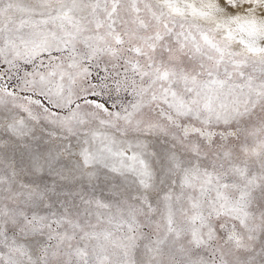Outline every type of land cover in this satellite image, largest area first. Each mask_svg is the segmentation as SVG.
Listing matches in <instances>:
<instances>
[{
	"label": "snow or ice",
	"instance_id": "1",
	"mask_svg": "<svg viewBox=\"0 0 264 264\" xmlns=\"http://www.w3.org/2000/svg\"><path fill=\"white\" fill-rule=\"evenodd\" d=\"M0 264H264V0H0Z\"/></svg>",
	"mask_w": 264,
	"mask_h": 264
}]
</instances>
